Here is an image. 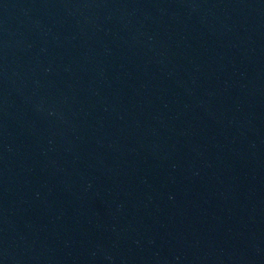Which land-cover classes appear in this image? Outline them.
Wrapping results in <instances>:
<instances>
[{"label":"water","instance_id":"obj_1","mask_svg":"<svg viewBox=\"0 0 264 264\" xmlns=\"http://www.w3.org/2000/svg\"><path fill=\"white\" fill-rule=\"evenodd\" d=\"M0 264H264V0H0Z\"/></svg>","mask_w":264,"mask_h":264}]
</instances>
